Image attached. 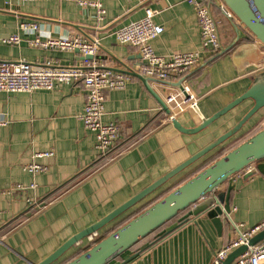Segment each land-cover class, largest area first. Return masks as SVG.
I'll return each instance as SVG.
<instances>
[{
	"label": "crops",
	"instance_id": "1",
	"mask_svg": "<svg viewBox=\"0 0 264 264\" xmlns=\"http://www.w3.org/2000/svg\"><path fill=\"white\" fill-rule=\"evenodd\" d=\"M81 1L98 2L104 13ZM148 11L164 28L152 42L157 55L202 53L197 66L174 79V83L185 80L184 86L196 98L201 114L187 108L177 115L183 127L200 126L202 117L209 119L246 93L256 76L264 72V46L235 19L228 18L218 4L213 11L220 19L224 53L205 51L196 11L184 0H0V63L25 61L37 67L47 62L57 67L83 64L82 53L75 50L33 47L30 41L35 35L23 31L22 26L38 24L46 36L70 35L98 41L96 60L104 70L142 74L138 49L118 43L114 32L144 18ZM237 31L241 36L238 42ZM12 35L21 37L19 45L1 42ZM151 87L163 100L169 90H179L158 80L152 81ZM252 107L253 102L247 101L207 129L195 135L183 134L134 76L125 89L106 95L103 122L115 123L121 136L110 153L100 156L94 133L80 120L85 108L81 85H59L53 91L33 93H0V264L43 261L71 237L214 142ZM262 128L264 108L222 146L99 231V237L115 230L137 209L233 143L242 144ZM46 152L52 155L35 157ZM33 162L48 170L37 175L27 173L25 167ZM33 183L35 190L14 191L17 184L30 187ZM231 184L235 186L231 223L225 222L221 232L202 216L179 225L184 213L165 228L171 232L163 239L142 241L110 264H212L216 254L237 237L234 225L252 229L264 223V160L233 176L222 190ZM89 245L87 238L55 264L71 260Z\"/></svg>",
	"mask_w": 264,
	"mask_h": 264
},
{
	"label": "water",
	"instance_id": "2",
	"mask_svg": "<svg viewBox=\"0 0 264 264\" xmlns=\"http://www.w3.org/2000/svg\"><path fill=\"white\" fill-rule=\"evenodd\" d=\"M220 2L234 15V19L238 22V25L242 26L247 31L248 35L264 46V0H220ZM238 25L236 29L239 30ZM237 33L236 42L241 38L239 31H237ZM244 38L247 39L249 36H245ZM75 52L80 53L79 50H75ZM222 53H224V51ZM93 59H98V57L89 55L82 57V61ZM109 70L120 72L131 77H138L147 90L156 98L162 110L170 116L171 110L169 106L151 87V82L157 79L139 73H133L131 70L123 71L112 68ZM158 81L165 83L171 88L179 89L184 97L189 98L190 95L184 86L185 80L176 83L161 80ZM247 101H252L253 107L234 127L137 193L134 197L116 208L97 223L71 237L54 253L38 264H55L70 250L78 246L79 243L83 242L88 237L99 233V231L125 214L128 210L142 202L173 178L238 134L242 128L264 108V72L256 76L253 85L246 93L235 99L209 119L202 117V123L200 126L194 129H187L183 127L177 119H173L172 123L179 132L187 135H195L207 129L214 122ZM197 111L199 113L198 109ZM263 160L264 129L232 149L224 157L189 179L183 185L176 188L159 201L152 204L128 223L66 264H110L112 261L121 257L125 252L132 249L141 240L157 230H160L165 224L184 213L186 215L180 219L179 225L191 218L202 216L211 220L218 232H221L225 222L231 223V194L235 188V186L231 184L226 189L222 190L223 186H225L229 180L239 172L248 168L252 164ZM169 232L171 231L164 230L160 232L158 236L167 235ZM262 242H264V229L252 237L248 245L240 246L232 251L222 264H234L236 260L246 254L250 248L257 246Z\"/></svg>",
	"mask_w": 264,
	"mask_h": 264
},
{
	"label": "built area",
	"instance_id": "3",
	"mask_svg": "<svg viewBox=\"0 0 264 264\" xmlns=\"http://www.w3.org/2000/svg\"><path fill=\"white\" fill-rule=\"evenodd\" d=\"M15 1L28 2L33 0ZM184 1L194 8L198 16L203 49L214 53V55L221 53L223 44L213 7L217 4L220 5V8L224 10L226 16L230 19H234V15L220 0ZM81 4L96 7L100 14L104 13L98 2L81 1ZM22 30L35 35L30 44L37 48L64 51L79 50L83 57L88 55L95 57L100 48L98 41L85 40L78 36L64 35L55 38L43 35L38 24L23 25ZM163 32L164 28L154 22V14L148 11L144 18L116 30L114 36L118 43L138 49L142 62L140 67L142 75L172 83L176 77L184 76L190 69L197 66L202 60V53L191 51L175 53L168 57L157 55L152 42ZM1 42L8 45H19L21 37L12 35L2 39ZM131 79L132 77L129 75L102 69L96 59L84 60L80 66L70 67H57L50 62H47L43 67H37L25 61L0 63V93H33L35 91H53L59 85H81L85 92V108L80 120L87 130L94 133L95 148L100 156L110 153L121 136L115 123L103 122L106 95L112 90L125 89ZM185 88L189 93L188 88ZM189 95V98H186L179 90H169L165 102L171 110L170 121L176 119L177 115L187 108L197 111V100L190 93ZM51 155V152H46L38 153L35 157L40 158ZM47 170L46 166L34 162L25 167V171L32 175ZM35 189V183L31 184L30 187L22 184H17L14 187V191L19 193ZM234 227L237 230V237L216 254L212 264H222L232 251L240 246L248 245L250 239L264 229V223L252 229H247L243 225H234ZM98 237V233L88 237L90 244ZM263 263L264 242L250 248L234 264Z\"/></svg>",
	"mask_w": 264,
	"mask_h": 264
},
{
	"label": "rangeland",
	"instance_id": "4",
	"mask_svg": "<svg viewBox=\"0 0 264 264\" xmlns=\"http://www.w3.org/2000/svg\"><path fill=\"white\" fill-rule=\"evenodd\" d=\"M213 12H214V11H213ZM214 14H215V13H214ZM215 16H216V19H217L218 24H219L220 19H219V17H218L217 15H215ZM220 32H221V31H220ZM243 142H244V141H243ZM237 144L239 145L240 143H239V142H237V143H233V144H232V145H233L232 147L237 146ZM232 147H230V148H232ZM230 148H228V149H230ZM228 149L223 150L222 153H221L217 158H219L221 155H223L224 153H226ZM212 159H213V158H212ZM215 159H216V158H215ZM215 159H213V161H215ZM210 161H211V160H210ZM213 161H211V162H213ZM211 162H210V163H211ZM210 163L207 162V163L204 164L203 166L197 168V169H196L194 172H192L191 174L187 175L186 177L180 179L178 182H176V183L172 184L171 186H169L168 188H166L163 192H161L160 194H158V195L156 196V198L152 199L150 202H148L147 204H145L142 208L137 209V210H136V211H135V212H134L129 218H132L133 216H136L137 213L142 212L144 209L150 207L152 204H154L155 202H157V201H159L160 199H162L163 197H165L169 192H171V191H173L174 189H176L177 186H178L180 183H183V182H185L186 180L190 179L193 175H195L197 172H199L200 170H202L203 168H205L206 166H208ZM129 218H128L127 220H129ZM123 223H124V222H123ZM123 223H122V224H123ZM122 224H121V225H122ZM169 225H170V224H167L163 229H161L160 231H158V232H156V233L150 235L149 237H147V238H146L145 240H143V241H152V240H154V239L156 238V236H157L160 232L164 231L165 228L168 227ZM118 227H120V225H119ZM118 227H117V228H118ZM141 244H142V242H141L139 245H141ZM139 245H137L136 247H134L132 250L136 249Z\"/></svg>",
	"mask_w": 264,
	"mask_h": 264
},
{
	"label": "trees",
	"instance_id": "5",
	"mask_svg": "<svg viewBox=\"0 0 264 264\" xmlns=\"http://www.w3.org/2000/svg\"><path fill=\"white\" fill-rule=\"evenodd\" d=\"M220 54V53H219ZM264 128H262L261 130H263ZM261 130H259V131H257V132H255L253 135H252V137L254 136V135H256L257 133H259ZM245 142V141H244ZM240 145V144H239ZM239 145H237V146H239ZM237 146H234V147H232V148H230V149H228L227 150V152L226 153H224L223 155H221L219 158H217L219 155H217V156H215V157H213V159H215V161H213V159H210L211 161H213V162H211L210 160L209 161H207L208 163H210L208 166H206L205 168H203L202 170H200L199 172H197L195 175H197L198 173H200L201 171H203L204 169H206L207 167H209L210 165H212L213 163H215L216 161H218L219 159H221L222 157H224L227 153H229L232 149H234V148H236ZM206 164V163H205ZM195 175H193L191 178H193ZM190 178V179H191ZM189 180V179H188ZM188 180H186L185 182H187ZM185 182H183V183H180L178 186H177V188L178 187H180L181 185H183ZM175 190V189H174ZM172 192V191H171ZM171 192H169V193H171ZM168 193V194H169ZM147 209V208H146ZM146 209H144V210H146ZM143 210V211H144ZM142 211V212H143ZM141 212H139V213H137V215L138 214H140ZM136 215V216H137ZM181 215H179L178 217H176V218H174L172 221H170V222H168L167 224H171L172 222H174V221H177V220H179V217H180ZM135 216H133L132 218H129V220H125V221H123L121 224L122 225H120V227H122L123 225H125L126 223H128L131 219H133ZM167 224H165L161 229H163ZM120 227H118V228H116L115 230H113V231H111L110 233H108L107 235H105V236H101V237H98L93 243H91L86 249H84L83 251H81L80 253H78L77 255H75L72 259H74V258H76V257H78L79 255H81L83 252H85L86 250H88V249H90L92 246H94L95 244H97L98 242H100L101 240H103L104 238H106L107 236H109L111 233H113L114 231H116L117 229H119ZM160 229V230H161ZM160 230H157L156 232H158V231H160ZM156 232H154V233H156ZM154 233H152V234H154ZM151 234V235H152ZM159 235V234H158ZM156 236V238H155V241H160L161 239H163L165 236H167V235H164V236ZM150 236V235H149ZM148 236V237H149ZM147 238V237H146ZM145 238V239H146ZM145 239H143V240H145ZM143 240H141L138 244H136L134 247H136L137 245H139ZM133 247V248H134ZM132 248V249H133ZM132 249H130V250H132ZM129 250V251H130ZM125 253H128V251L127 252H125ZM120 258V257H119ZM71 259V260H72ZM70 261V260H69ZM69 261H66L65 263H63V264H66L67 262H69Z\"/></svg>",
	"mask_w": 264,
	"mask_h": 264
}]
</instances>
